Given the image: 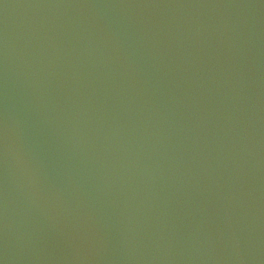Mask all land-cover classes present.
<instances>
[{"label": "water", "instance_id": "1", "mask_svg": "<svg viewBox=\"0 0 264 264\" xmlns=\"http://www.w3.org/2000/svg\"><path fill=\"white\" fill-rule=\"evenodd\" d=\"M2 264H264V0H0Z\"/></svg>", "mask_w": 264, "mask_h": 264}, {"label": "snow or ice", "instance_id": "2", "mask_svg": "<svg viewBox=\"0 0 264 264\" xmlns=\"http://www.w3.org/2000/svg\"><path fill=\"white\" fill-rule=\"evenodd\" d=\"M0 264H2V262H0Z\"/></svg>", "mask_w": 264, "mask_h": 264}]
</instances>
